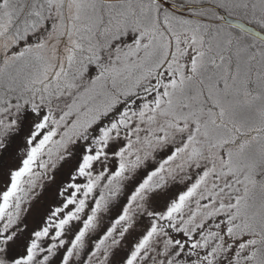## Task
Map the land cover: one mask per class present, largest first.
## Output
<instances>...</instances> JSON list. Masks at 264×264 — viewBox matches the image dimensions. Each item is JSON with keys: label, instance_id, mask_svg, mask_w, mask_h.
<instances>
[{"label": "snow or ice", "instance_id": "snow-or-ice-1", "mask_svg": "<svg viewBox=\"0 0 264 264\" xmlns=\"http://www.w3.org/2000/svg\"><path fill=\"white\" fill-rule=\"evenodd\" d=\"M0 264H264V0H0Z\"/></svg>", "mask_w": 264, "mask_h": 264}]
</instances>
